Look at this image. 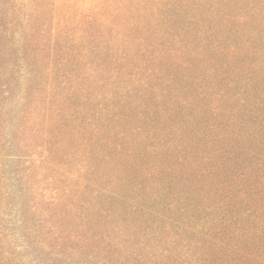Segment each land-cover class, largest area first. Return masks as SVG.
Masks as SVG:
<instances>
[{"label":"trees","instance_id":"obj_1","mask_svg":"<svg viewBox=\"0 0 264 264\" xmlns=\"http://www.w3.org/2000/svg\"><path fill=\"white\" fill-rule=\"evenodd\" d=\"M134 1L60 35L51 0L26 20L0 0V209L42 201L26 184L68 151L85 244L125 264H264V0ZM119 184L130 201L99 200Z\"/></svg>","mask_w":264,"mask_h":264},{"label":"rangeland","instance_id":"obj_2","mask_svg":"<svg viewBox=\"0 0 264 264\" xmlns=\"http://www.w3.org/2000/svg\"><path fill=\"white\" fill-rule=\"evenodd\" d=\"M30 1L10 0L13 11H16L21 20H26L31 13ZM51 3L54 5V11L50 14L53 21L49 22V32L60 35L67 28L76 26L72 23L66 24L67 18L70 19L68 22L78 21L85 13L92 11H110L118 14L123 7L126 9L140 7L139 3L134 0H51ZM116 18L117 21H121L120 16ZM64 25H66L65 28ZM121 33H125L124 27ZM66 138L71 139L69 134L65 135ZM42 151V148L36 150L37 153H33L29 160L40 159L41 155H45ZM15 153L11 148L6 149L1 157L2 161L10 164ZM68 153L65 151L62 155L53 154L51 169L32 173V181L26 186L34 185L36 189L38 187L37 195L41 196L42 201H38L36 206L20 214L18 206L15 207L12 204L15 202L14 197H9L2 202L0 219L3 221V228L2 237H0V264H125L110 252L106 255L104 249L111 251L113 247L108 248V245H104L100 238H94L92 245L85 244L81 235V223L75 217L68 215L71 205L68 201H92L90 192L81 191L82 187L77 183L78 162L70 159ZM72 171L75 172L72 173ZM2 174L6 177L3 181L5 188L12 187L15 191L16 188L13 186L17 185V177L11 176L8 168ZM115 186L117 193L122 196L107 198L106 194H100L99 200L116 201L115 205L119 206L120 201H130V197L135 195L132 184ZM9 189L5 190L10 191ZM53 201L63 202L53 204V206L50 204ZM77 203L73 204L77 205ZM85 236L91 237L87 233ZM146 244L142 238H139L133 243V248L142 252Z\"/></svg>","mask_w":264,"mask_h":264}]
</instances>
